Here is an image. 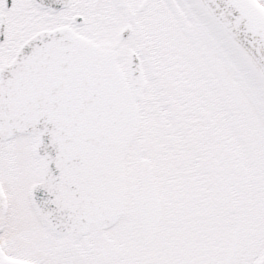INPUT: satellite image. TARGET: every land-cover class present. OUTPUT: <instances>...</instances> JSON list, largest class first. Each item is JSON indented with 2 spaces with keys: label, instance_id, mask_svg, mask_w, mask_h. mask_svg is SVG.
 I'll return each instance as SVG.
<instances>
[{
  "label": "snow or ice",
  "instance_id": "obj_1",
  "mask_svg": "<svg viewBox=\"0 0 264 264\" xmlns=\"http://www.w3.org/2000/svg\"><path fill=\"white\" fill-rule=\"evenodd\" d=\"M0 264H264V0H0Z\"/></svg>",
  "mask_w": 264,
  "mask_h": 264
}]
</instances>
